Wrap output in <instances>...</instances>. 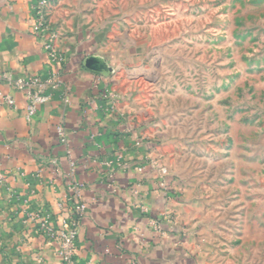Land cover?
Wrapping results in <instances>:
<instances>
[{"label": "crops", "instance_id": "0c3cea01", "mask_svg": "<svg viewBox=\"0 0 264 264\" xmlns=\"http://www.w3.org/2000/svg\"><path fill=\"white\" fill-rule=\"evenodd\" d=\"M36 1L0 0V73L47 80L58 71L60 82L27 122L24 95L0 80V101L9 95L16 103L0 104V264H61L38 227L56 219L71 181L86 204L76 238L80 264H202L196 207L173 176L166 190L158 186V166L169 158L143 75L125 71V47H107V31L86 21L79 2L49 5L48 32L37 31Z\"/></svg>", "mask_w": 264, "mask_h": 264}, {"label": "rangeland", "instance_id": "374dc122", "mask_svg": "<svg viewBox=\"0 0 264 264\" xmlns=\"http://www.w3.org/2000/svg\"><path fill=\"white\" fill-rule=\"evenodd\" d=\"M74 2L143 75L202 264H264V0Z\"/></svg>", "mask_w": 264, "mask_h": 264}, {"label": "built area", "instance_id": "2783aa9c", "mask_svg": "<svg viewBox=\"0 0 264 264\" xmlns=\"http://www.w3.org/2000/svg\"><path fill=\"white\" fill-rule=\"evenodd\" d=\"M57 0H37L33 6V20L37 31L48 32V25L45 18L46 8L56 3ZM51 38H55L51 35ZM50 58L61 64L64 58L50 51ZM2 80L10 89L22 93L26 100L24 118L27 122L37 114L39 108L47 104L53 91L60 86L59 73L55 71L51 73L47 80H42L36 75H25L19 78H13L9 72L0 73ZM68 103V99H65ZM0 104L6 105L10 109L16 107L15 100L5 95ZM58 135L62 139L65 138L64 130L57 128ZM159 183L158 186L167 189L168 172L166 168L158 166L157 170ZM66 197L64 201L58 204V214L56 219L50 216L39 223L38 230L44 235L46 241L55 248V254L58 256L61 264H80L76 258V238L79 222L86 211V204L82 198V186L76 182H69L66 187ZM86 264H92L90 261ZM129 264H137L135 260H131Z\"/></svg>", "mask_w": 264, "mask_h": 264}]
</instances>
